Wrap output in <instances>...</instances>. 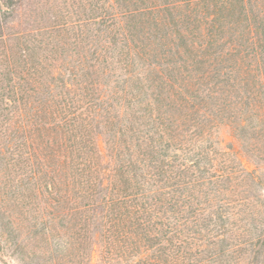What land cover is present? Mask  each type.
<instances>
[{
    "label": "trees",
    "instance_id": "1",
    "mask_svg": "<svg viewBox=\"0 0 264 264\" xmlns=\"http://www.w3.org/2000/svg\"><path fill=\"white\" fill-rule=\"evenodd\" d=\"M68 1L0 0V262L264 264V0Z\"/></svg>",
    "mask_w": 264,
    "mask_h": 264
},
{
    "label": "rangeland",
    "instance_id": "2",
    "mask_svg": "<svg viewBox=\"0 0 264 264\" xmlns=\"http://www.w3.org/2000/svg\"><path fill=\"white\" fill-rule=\"evenodd\" d=\"M22 7L20 8V11L18 13V17L22 20V18L24 17V15L27 14V11L29 9L30 10H34L32 11V14L34 13H39V12H43L44 11V7L45 8H49L52 7L54 8V6L57 5H61V1L62 0H47V3L45 2V0H22ZM39 1V3H38ZM40 1H43V3H40ZM66 1V3L68 4L69 1L68 0H64ZM42 4H44V6H42ZM31 12V11H30ZM242 162L243 164L246 166V168L248 170H252V168H254V165H257L259 167L258 169V173L260 176V179L262 181V195L264 196V158H256V157H251L249 159H246L244 157H242ZM253 198L250 196V199H248V203L250 205H255V203L253 202ZM14 215L18 217L19 221L22 220L24 218L23 215L19 214L18 215V211L17 208L14 207ZM17 219V221H18ZM3 223L7 222V216L4 215ZM20 222H18L17 224L19 225ZM32 223L31 221H22L21 226L24 225L25 228L23 227L22 229V234H20V236L18 237L19 239H22L21 244L24 243V247H21V244L19 246H17V240H14L15 243L12 244L10 242L6 243V248H7V252L8 254H13L12 257L9 256H5L4 255V263L0 262V264H33L34 259H32V252L34 251H38V247H40L41 245L45 246L47 255L49 254H53L52 250L53 247L56 243H59L61 241V238L65 237L63 230L61 229H56V230H51L49 231L48 234V240L47 242L44 243H40L38 236H32L31 235V228L29 227L30 224ZM17 226V225H16ZM20 229V226H19ZM29 229V231L27 230ZM33 231V230H32ZM29 232V234H28ZM1 251V250H0ZM6 254V253H5Z\"/></svg>",
    "mask_w": 264,
    "mask_h": 264
}]
</instances>
